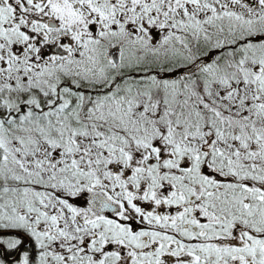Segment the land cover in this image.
Returning a JSON list of instances; mask_svg holds the SVG:
<instances>
[{
  "label": "snow or ice",
  "instance_id": "obj_1",
  "mask_svg": "<svg viewBox=\"0 0 264 264\" xmlns=\"http://www.w3.org/2000/svg\"><path fill=\"white\" fill-rule=\"evenodd\" d=\"M0 264H264V0H0Z\"/></svg>",
  "mask_w": 264,
  "mask_h": 264
}]
</instances>
